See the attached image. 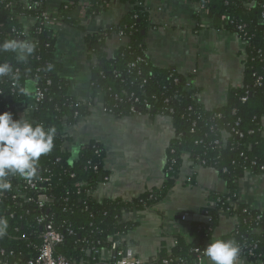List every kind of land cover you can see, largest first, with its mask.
<instances>
[{
	"label": "trees",
	"instance_id": "trees-1",
	"mask_svg": "<svg viewBox=\"0 0 264 264\" xmlns=\"http://www.w3.org/2000/svg\"><path fill=\"white\" fill-rule=\"evenodd\" d=\"M120 1L131 4L133 11L116 27L86 38L89 51L96 57L92 70L93 87L105 93L103 109L117 118L132 116L130 106L126 105V93L150 102L157 98L159 102L152 104L148 112L152 117L158 116L166 107L174 110L171 115L174 139L168 148L165 168L167 182L161 191L147 193L130 204L119 201L98 203L87 194L95 191L108 177L104 171L105 152L101 145L92 143L86 146L75 165L69 164L70 155L62 152L65 127L76 125L91 111L90 104L80 103L69 95L67 83L61 76L62 67L55 59L56 31L42 19L48 0H0V45L7 40H16L35 46L23 61L19 59L18 52L0 50V64L7 63L12 68L10 75L0 77V113L7 111L13 119L23 118L20 113L28 97L26 85L36 80L44 98L28 121L41 124L45 129H56L54 148L48 155L40 157L37 174L32 178H42L48 169L62 176L52 181V195L59 201L54 212L59 219L72 225L75 236L67 237L57 254L68 260L77 257L80 262H89L95 250L109 247L112 241H121L131 229L130 225L123 223L124 211L132 207L152 209L161 203L174 187L183 159L188 156L196 165L215 169L227 182L229 191L226 195L213 196L215 208L205 211L211 222L207 225L193 224L190 239L180 238L171 255L164 254L157 264L166 260L170 264L196 261L202 256L205 241L212 237L219 225L220 212L228 210L237 215L240 223L235 233L224 240H234L238 244L239 259L248 257V251L257 244L254 249L256 258L248 260L264 264V213L243 205L233 207L238 202L239 182L246 172L264 173V0H209L212 15L226 17L227 29L248 44L242 85L232 88L226 105L214 110H207L195 101L182 76L172 70L155 68L147 60L146 36L143 33L150 25L143 8L145 0ZM191 1L198 3L202 0ZM106 2L109 0H93L87 7L88 13L95 14ZM28 3L30 6L37 4L40 9H28ZM79 4L77 0H70L61 5L57 14L60 23L80 30L73 18ZM31 17L39 20L26 35L23 21ZM120 33L125 35L126 45L110 57L108 42ZM133 64L136 67H131ZM21 88L26 92L22 93ZM168 98L173 100L167 106L164 101ZM244 98L245 102L242 101ZM137 108L145 112L143 107ZM237 132L243 137H239ZM95 165L98 172L93 170ZM8 179L11 184L17 181L14 176ZM78 183L86 184L80 188V194L76 187ZM2 194L5 197L1 199ZM10 203V190L0 191V218L7 221V228L0 234V245L4 247L18 244L13 240L17 236L13 229L19 219L9 218L7 207ZM65 207L66 213L62 212ZM23 233L26 230L21 231ZM197 248L201 252H197Z\"/></svg>",
	"mask_w": 264,
	"mask_h": 264
},
{
	"label": "crops",
	"instance_id": "crops-1",
	"mask_svg": "<svg viewBox=\"0 0 264 264\" xmlns=\"http://www.w3.org/2000/svg\"><path fill=\"white\" fill-rule=\"evenodd\" d=\"M69 1L48 0L47 10L57 15L61 5ZM77 1L80 4L73 18L80 30L60 22L51 28L56 31L55 59L62 67L61 76L67 83L68 93L80 103L90 104L91 112L76 125L65 127L62 152L71 157L72 149L79 148L78 157L72 163L75 165L86 146L101 145L105 152L104 171L109 180L96 188L92 198L98 203L130 204L165 186L167 152L174 139L173 121L148 115L117 118L104 111L105 93L93 87L96 57L89 51L86 38L116 27L134 7L120 0H109L100 5L98 12L90 14L87 7L93 0ZM143 8L150 25L144 35L149 63L192 79L187 90L205 109L226 105L229 91L243 83L247 59L246 44L227 29L228 19L213 16L210 11L202 14L198 4L191 0H145ZM34 25L33 19L24 20L25 33L29 34ZM126 42L119 35L113 37L108 42V55L112 57ZM37 86L36 80L26 85L28 97L24 112L30 118L36 104ZM228 191L227 182L215 169L196 165L186 156L174 187L161 203L152 209L132 207L124 211L123 223L131 229L121 243L145 264H156L164 254L171 255L180 238L190 239L193 224L211 222L205 211L215 208L213 196L226 195ZM239 205L264 213V173L249 172L240 180L238 202L233 207ZM219 216V225L205 241V247L214 239L232 235L239 226L237 215L226 211ZM101 256L105 260L113 257L110 246L102 250ZM190 264L198 263L196 260ZM238 264L259 263L241 259Z\"/></svg>",
	"mask_w": 264,
	"mask_h": 264
},
{
	"label": "built area",
	"instance_id": "built-area-1",
	"mask_svg": "<svg viewBox=\"0 0 264 264\" xmlns=\"http://www.w3.org/2000/svg\"><path fill=\"white\" fill-rule=\"evenodd\" d=\"M197 4L202 14L205 15L210 11L208 5L209 0H202ZM27 6L28 9L34 11L40 9L37 4H32L30 6L28 3ZM31 19L34 20L35 24L39 20V18L35 17H31ZM42 19L43 23L47 24L49 27L60 22L58 16L53 15V13H50L48 10L43 13ZM25 34L28 35L27 33ZM119 37L126 39L123 33H120ZM244 43L246 46L248 45L246 42ZM131 67H136V64H133ZM184 79L185 87L187 89L191 88L192 79ZM124 95H126V105L130 106V112L132 115L150 116L148 112L151 111L153 107L152 104L159 102L157 98H152V102H150L149 100H142L138 97H135L134 94L127 95L124 93ZM35 96L36 104L34 110L43 100L44 93L37 89ZM144 96L145 95L143 94L142 97ZM175 98L176 97L173 99ZM173 99H165L164 104L168 106V104ZM242 101L245 102L246 99L244 98ZM138 106L143 107L145 112L142 113L137 108ZM104 111L111 114V112H107L105 109ZM24 113L25 112L23 110L20 114L25 120H30L31 118L27 117V114ZM173 113V109L166 107L162 109L158 116L172 119L171 115H173ZM237 135H239L241 138L243 137V134L239 132H237ZM93 170L94 172H98V166L95 165ZM247 173L249 172H246V174ZM57 177L61 178L62 176L55 174L54 171L49 169L45 170L44 176L42 178H31L29 180L19 175H14V178L17 179V181L11 184V203L7 207V213H10L9 218L11 220L19 219L18 225L13 229V233L17 235L13 240L18 242V244H14L12 247H10V245H7V247L0 245V264H145L136 258L134 252L131 249L124 247L121 241L111 242L110 249L113 251V257L108 260L103 259L101 256L102 250L105 247L95 250L92 260L89 262H80L77 257L68 260L64 256L57 254L58 248L65 244L67 237L75 236V232L72 230V225H68L66 221L59 219L57 214L54 212L59 201L52 195V181L53 179H57ZM72 177L74 178V175H72ZM108 180L109 178L107 177L104 183H106ZM188 182L191 183L192 180L189 179ZM83 185L84 183H78L76 185L79 194L80 188H82ZM84 186H86V184ZM87 194L92 197L94 191H88ZM4 197L5 195L2 194L1 199ZM62 212L66 213L67 208H62ZM227 212L231 213L232 211L228 210ZM210 221L211 220H209V222ZM25 230L26 233L21 234V231ZM257 247L258 245L254 244L248 251V257H244L243 259H255L256 256L254 249ZM202 260L205 262L206 258L200 256L197 259V263L201 264ZM162 264H170V262L166 260L163 261Z\"/></svg>",
	"mask_w": 264,
	"mask_h": 264
},
{
	"label": "clouds",
	"instance_id": "clouds-1",
	"mask_svg": "<svg viewBox=\"0 0 264 264\" xmlns=\"http://www.w3.org/2000/svg\"><path fill=\"white\" fill-rule=\"evenodd\" d=\"M34 45L27 41L7 40L0 45L2 51L19 53L20 60H26V54L34 51ZM12 73L9 64H0V77ZM20 91L26 92L21 88ZM56 129L34 124L24 118L13 119L10 112L0 113V191H9L12 187L9 176L19 175L31 179L37 174L41 156L48 155L54 148ZM79 148H73L69 164L78 157ZM7 228V221L0 218V234ZM197 252L201 249L197 248ZM240 248L234 240L214 239L202 250L207 264H238ZM204 264V261H201Z\"/></svg>",
	"mask_w": 264,
	"mask_h": 264
},
{
	"label": "water",
	"instance_id": "water-1",
	"mask_svg": "<svg viewBox=\"0 0 264 264\" xmlns=\"http://www.w3.org/2000/svg\"><path fill=\"white\" fill-rule=\"evenodd\" d=\"M143 35H145V33H143ZM100 181H102V178H100ZM206 222V221H205Z\"/></svg>",
	"mask_w": 264,
	"mask_h": 264
}]
</instances>
